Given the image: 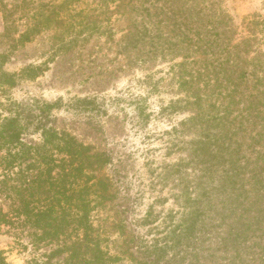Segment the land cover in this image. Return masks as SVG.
I'll list each match as a JSON object with an SVG mask.
<instances>
[{
  "label": "rangeland",
  "instance_id": "rangeland-1",
  "mask_svg": "<svg viewBox=\"0 0 264 264\" xmlns=\"http://www.w3.org/2000/svg\"><path fill=\"white\" fill-rule=\"evenodd\" d=\"M65 1L0 0V56L7 55L6 72L20 78L34 67L39 75L20 79L8 92L11 98L51 103L62 99L47 126L111 157V163L96 174L112 179L114 195L103 201L95 198L98 204L91 214L103 250L118 258L107 264H229L219 238L228 233L224 225L214 227L211 237L200 232L185 248L172 241L164 251L154 248L164 246L169 223L177 222V217L172 222L170 212L178 210L173 194L185 183L180 179L196 174L188 144L195 135L184 128L177 134L169 132L191 112L159 114L180 96L171 66L184 58L137 60V51L126 45L128 20L116 9L120 0L108 5L103 0H71L69 5ZM211 1L231 20L234 41L250 39L264 51V0ZM35 28L28 39L23 38ZM86 96L98 97L103 112L97 119L70 107L74 98ZM139 103L151 114L144 127L137 115ZM24 140L35 148L43 143L41 134L33 130ZM27 150L10 164L5 152L0 153V253L11 264H74L65 242L71 244L80 232L71 227L69 236L51 241L28 213L45 209L49 194L43 183L42 152ZM179 163L180 173L174 168L168 174L165 166ZM221 200L214 198L217 209L211 215L218 223ZM152 204L153 221L144 223ZM55 216H61L59 207Z\"/></svg>",
  "mask_w": 264,
  "mask_h": 264
},
{
  "label": "trees",
  "instance_id": "trees-1",
  "mask_svg": "<svg viewBox=\"0 0 264 264\" xmlns=\"http://www.w3.org/2000/svg\"><path fill=\"white\" fill-rule=\"evenodd\" d=\"M103 1L108 5V1L115 0ZM127 1L120 0L116 9L128 20L126 45L129 51H137V60L146 63L160 56L162 60L184 58L171 66L180 96L163 106L159 114L190 111L191 115L169 132L177 134L184 128L195 135L188 144L190 165L196 174L191 179H180L185 183L179 193L173 194L178 210L170 212L172 222L174 217L177 222L169 223L171 229L163 238L167 240L164 246L154 248L164 251L169 241L185 248L200 232L211 237L214 227L224 225L228 233L219 238L228 251L229 264H264V51L250 39L234 41L231 20L214 1ZM70 2L66 0L65 4ZM207 2L210 6H204ZM35 30H28L23 38L28 39ZM6 58V54L0 56V153L5 152L10 164L23 152L29 153V147L42 152L46 165L43 183L48 188L47 207L28 213L51 241L69 236L71 227L80 232L71 244L65 242L74 264L118 260L103 250L91 221L98 204L95 198L103 201L114 195L112 179L96 174L111 163V157L106 152H93L70 133L47 126L53 111L62 106V99L51 103L11 98L8 92L18 86L20 79L39 75L34 67L27 68L20 78L6 72ZM70 107L96 119L103 112L97 96L74 98ZM146 111L144 104L137 105L141 127L151 117ZM31 130L42 136L39 148L24 140ZM181 166L165 167L170 174ZM216 196L223 203L217 213L220 223L211 219L217 209ZM57 207L59 217L55 216ZM154 216L152 204L143 222L151 223ZM0 264L11 263L0 253Z\"/></svg>",
  "mask_w": 264,
  "mask_h": 264
}]
</instances>
